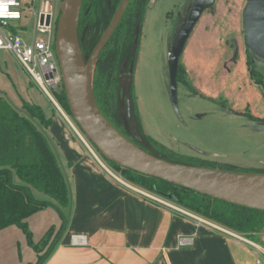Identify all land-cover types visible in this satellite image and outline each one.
<instances>
[{
	"label": "rangeland",
	"instance_id": "1",
	"mask_svg": "<svg viewBox=\"0 0 264 264\" xmlns=\"http://www.w3.org/2000/svg\"><path fill=\"white\" fill-rule=\"evenodd\" d=\"M42 1L54 4L53 26L56 29L62 0H26L30 4L24 10L25 23L30 34L34 26L33 8L38 12ZM247 1L217 0L214 11L206 13V17L216 18L208 27L203 25L202 31H206V34L197 24L181 56L180 62L187 71L188 86L178 84L176 109L171 98L168 56L180 22L193 0H150L142 20L133 83L143 130L158 143L176 153L218 164L264 169V125H258L247 116L264 117V90L253 82L247 69L243 27ZM217 28L218 31L215 30ZM255 69L264 76V67L257 64ZM62 86L51 91L55 103L30 80L14 55L0 50V92L17 109H22L26 102L35 103L47 118L53 120L52 127L46 133L52 140V148L68 180H72V167H69L65 151L57 139L60 136L81 159L91 161L92 167L132 190L115 178L135 187L122 178L109 160L98 152L59 103L56 93ZM199 90H206L209 94H194ZM14 183L21 184L17 176H14ZM135 188L155 197L157 200L152 199L155 203L194 219L172 201ZM32 193L35 199L51 203L27 220L32 242L41 245L50 234L48 244L51 245L64 228L56 243L59 246L66 235L70 208H58L52 199L37 189H32ZM77 236L85 237L72 235L73 245L86 246L75 244L73 237ZM55 248L56 245L50 258ZM44 252L45 249L36 252L27 233L19 226L0 231V264H36L38 255Z\"/></svg>",
	"mask_w": 264,
	"mask_h": 264
},
{
	"label": "trees",
	"instance_id": "2",
	"mask_svg": "<svg viewBox=\"0 0 264 264\" xmlns=\"http://www.w3.org/2000/svg\"><path fill=\"white\" fill-rule=\"evenodd\" d=\"M120 2L121 0H83L78 32L85 56L92 54L111 23ZM149 2L150 0L130 1L119 27L99 57L94 72V89L96 102L104 116L132 142L166 161L228 171L264 173V169H245L182 155L146 135L138 111L134 83L131 86V105L128 107V112L138 125L143 141L130 125L129 129L126 128L119 108V77L122 64L125 61L128 65L131 63L136 24L140 21V28L142 27V20ZM214 7L215 5L208 11H213ZM246 53L250 78L264 90V76L255 69L253 58L248 52ZM186 73L185 67L180 62L178 84L188 86ZM194 94L200 93L195 91ZM56 97L64 110L72 117L63 86L56 93ZM247 116L253 121H260L253 115L247 114ZM52 124L53 120L47 118L39 105L26 102L22 109H17L5 94L0 92V231L10 226H19L27 233L30 244L37 253L45 249L42 255H38L36 264L48 262L64 228L51 245L48 244L50 234L41 245L32 242L27 225L28 218L51 205L50 202L35 199L32 189L46 194L58 208L68 209L71 206L68 178L52 148V140L46 133ZM145 144H148L150 148H147ZM109 163L122 175V178L132 183L133 186L172 201L182 209L249 240L264 229V212L262 211L217 200L123 168L111 161ZM14 176L19 178L21 184L14 183ZM65 221L66 218H64V223Z\"/></svg>",
	"mask_w": 264,
	"mask_h": 264
},
{
	"label": "water",
	"instance_id": "3",
	"mask_svg": "<svg viewBox=\"0 0 264 264\" xmlns=\"http://www.w3.org/2000/svg\"><path fill=\"white\" fill-rule=\"evenodd\" d=\"M131 0H121L111 23L90 56L81 48L78 25L83 0H62L56 22L55 49L71 115L98 152L107 160L134 172L157 178L237 206L264 212V173L237 172L172 163L141 148L123 135L102 113L95 97L94 72L99 57L121 23ZM217 0H193L180 22L170 46L168 67L171 98L178 109V69L187 42L204 13ZM50 23L48 18L47 25ZM245 48L251 57L264 63V0H248L243 12ZM135 28L132 60L121 67L118 84L120 115L127 129L143 138L133 121L131 86L140 37ZM150 148L148 144H145Z\"/></svg>",
	"mask_w": 264,
	"mask_h": 264
},
{
	"label": "crops",
	"instance_id": "4",
	"mask_svg": "<svg viewBox=\"0 0 264 264\" xmlns=\"http://www.w3.org/2000/svg\"><path fill=\"white\" fill-rule=\"evenodd\" d=\"M207 11L198 22L205 34L203 25L216 20ZM57 139L72 167L71 206L66 235L46 264H264V229L249 240L183 210L197 221L187 218L114 182ZM72 235L85 236L86 246H74Z\"/></svg>",
	"mask_w": 264,
	"mask_h": 264
},
{
	"label": "built area",
	"instance_id": "5",
	"mask_svg": "<svg viewBox=\"0 0 264 264\" xmlns=\"http://www.w3.org/2000/svg\"><path fill=\"white\" fill-rule=\"evenodd\" d=\"M27 4L30 3L26 0H0V50L8 51L14 55L30 80L49 99L55 102L51 91H55L63 85V79L55 49L56 30L53 26V4L49 1H42L38 12L33 8L34 26L32 27V34L29 33L25 23L27 18L24 10ZM48 18H50L49 25H47ZM115 178L133 191L157 200L155 197L127 185L118 177ZM170 207L173 208L174 206ZM175 209L177 208L175 207ZM73 238L75 244L83 245L85 237ZM190 242L191 239L187 238L180 240V244L183 246L189 245ZM262 255L264 259V253ZM257 264H263L262 260H258Z\"/></svg>",
	"mask_w": 264,
	"mask_h": 264
},
{
	"label": "flooded vegetation",
	"instance_id": "6",
	"mask_svg": "<svg viewBox=\"0 0 264 264\" xmlns=\"http://www.w3.org/2000/svg\"><path fill=\"white\" fill-rule=\"evenodd\" d=\"M246 52H247V50H246ZM252 61L254 62L255 65L258 64L259 66L264 67V63H260L254 59H252ZM257 71L260 72L258 69H257ZM260 73L263 76V73L262 72H260ZM254 117H256V116H254ZM256 118L260 119V121L258 120V121H254V122L257 123L258 125L263 126L264 125V117H256Z\"/></svg>",
	"mask_w": 264,
	"mask_h": 264
},
{
	"label": "bare ground",
	"instance_id": "7",
	"mask_svg": "<svg viewBox=\"0 0 264 264\" xmlns=\"http://www.w3.org/2000/svg\"><path fill=\"white\" fill-rule=\"evenodd\" d=\"M82 244H85V239H84V242Z\"/></svg>",
	"mask_w": 264,
	"mask_h": 264
}]
</instances>
